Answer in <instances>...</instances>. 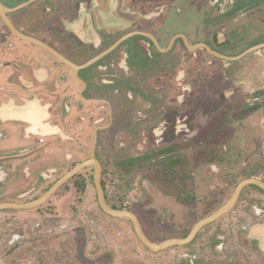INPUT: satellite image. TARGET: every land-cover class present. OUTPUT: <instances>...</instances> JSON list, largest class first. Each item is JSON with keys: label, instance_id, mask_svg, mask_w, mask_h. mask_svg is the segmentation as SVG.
<instances>
[{"label": "flooded vegetation", "instance_id": "1", "mask_svg": "<svg viewBox=\"0 0 264 264\" xmlns=\"http://www.w3.org/2000/svg\"><path fill=\"white\" fill-rule=\"evenodd\" d=\"M244 90L232 117L244 123L243 147H203L226 134L225 118L203 106L233 103ZM74 134L92 140L89 157L64 176L94 154L107 203L138 219L126 210L133 203L110 204L101 150L130 154L119 168L160 157L163 189L151 192L149 209L164 241L186 239L241 184L259 181L190 243L161 252L162 264H251L252 254L264 264V0H0V204L45 196L64 176L30 199L55 175L58 140ZM87 169L95 185L88 165L47 202L72 180L84 190ZM12 210L25 209L2 211Z\"/></svg>", "mask_w": 264, "mask_h": 264}, {"label": "rangeland", "instance_id": "2", "mask_svg": "<svg viewBox=\"0 0 264 264\" xmlns=\"http://www.w3.org/2000/svg\"><path fill=\"white\" fill-rule=\"evenodd\" d=\"M205 89L203 86L206 94ZM246 96L244 90L233 103L222 102L210 108L203 106L211 118H225V128L220 131L226 133L221 134L223 137L205 141L203 147H243L242 143L246 141L242 130L244 123L233 122L232 117L242 113ZM218 99L217 94L210 100ZM258 137L256 132L249 136L251 141H257ZM58 143L56 149L61 156L52 164L55 175L42 179L36 195L30 199L42 196L56 179L87 160L92 140L84 138L83 134H74L72 141L58 140ZM196 144L192 147L197 148ZM101 153L107 167L104 182L110 204L121 209L128 202L133 203L126 210L139 214L152 241L163 242L166 235L161 224L152 217L157 214H152L149 209L154 201L151 192L160 193L163 189L160 157L134 168H119L120 161L129 159L130 154L115 149H108V153L102 149ZM93 177V170L87 169L78 178L85 180L84 190L72 180L40 207L12 210L10 218L0 212V264H162L165 252H151L141 243L128 220L112 218L101 210ZM160 208L157 209L159 213ZM14 236L20 239L18 245L12 244ZM110 251L115 255L112 260ZM255 260L252 254L251 264Z\"/></svg>", "mask_w": 264, "mask_h": 264}, {"label": "water", "instance_id": "3", "mask_svg": "<svg viewBox=\"0 0 264 264\" xmlns=\"http://www.w3.org/2000/svg\"><path fill=\"white\" fill-rule=\"evenodd\" d=\"M88 165H93L96 169V174H95V185H96V189H97V195H98V202L99 205L101 207V209L103 210V212L105 214H107L108 216L112 217V218H116V219H127L129 221H131L134 225V228L136 230L137 236L139 238V240L143 243V245H145L148 249H150L152 252L154 253H158L161 252L163 250H166L169 247H174V246H183L186 245L188 243H190L194 237L196 236V234L201 230V228L204 225L210 224L213 221H215L216 219H218L220 216H222L225 212H227L229 209H231L234 205V203L236 202L241 190L246 186V185H250V184H254L257 186L262 187V184L257 181V180H251V181H247L244 182L243 184H241L233 199L231 200V202L220 212L216 213L215 215H213L211 218H208L204 221H202L201 223H199L195 229L193 230V232L189 235V237H187L186 239H172V240H167V241H163L160 243H155L152 242L148 236L145 234L139 219L137 218V216L130 212V211H125V210H117L112 208L106 200L105 197V191L103 189L102 186V168L101 165L99 164V162L95 159V156L93 154L92 156V160L76 167L75 169H73L71 172H69L66 176H64L45 196L41 197L39 200L29 203V204H23V205H7V204H0V211L5 210V209H9V208H15V209H34L36 207H40L41 205H43L63 184H65L67 181H69L71 178H73L74 176H76L79 172H81L86 166ZM262 229L261 225H257L256 227H254L251 230V238H253V240L258 241L259 239L256 237H259V233L260 230Z\"/></svg>", "mask_w": 264, "mask_h": 264}]
</instances>
